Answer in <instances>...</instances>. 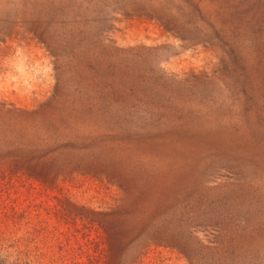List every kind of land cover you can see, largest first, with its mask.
Listing matches in <instances>:
<instances>
[{"label":"rangeland","instance_id":"374dc122","mask_svg":"<svg viewBox=\"0 0 264 264\" xmlns=\"http://www.w3.org/2000/svg\"><path fill=\"white\" fill-rule=\"evenodd\" d=\"M0 260L264 264V0H0Z\"/></svg>","mask_w":264,"mask_h":264},{"label":"trees","instance_id":"16d2710c","mask_svg":"<svg viewBox=\"0 0 264 264\" xmlns=\"http://www.w3.org/2000/svg\"><path fill=\"white\" fill-rule=\"evenodd\" d=\"M232 53L231 50L228 51V54L230 55ZM0 264H4V262L2 260H0Z\"/></svg>","mask_w":264,"mask_h":264}]
</instances>
